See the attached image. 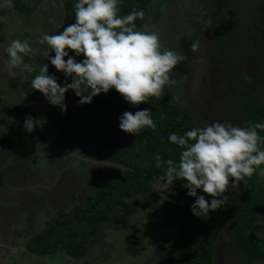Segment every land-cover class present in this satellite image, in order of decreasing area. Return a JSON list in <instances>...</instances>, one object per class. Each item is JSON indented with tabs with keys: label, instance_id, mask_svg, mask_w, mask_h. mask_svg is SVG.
Returning a JSON list of instances; mask_svg holds the SVG:
<instances>
[{
	"label": "rangeland",
	"instance_id": "374dc122",
	"mask_svg": "<svg viewBox=\"0 0 264 264\" xmlns=\"http://www.w3.org/2000/svg\"><path fill=\"white\" fill-rule=\"evenodd\" d=\"M62 1L18 0L20 10L0 9V264H157L155 250L164 243L163 232L174 237L178 224H165L167 193L159 191L161 184L154 179L150 191L127 201L135 209L123 222L98 225L85 241L83 256H68L63 245L46 255L26 248L33 234L61 212L83 205L97 183L125 169L108 160L96 139L80 146L67 134L55 135L53 105L31 87L44 63L63 85L62 73L45 55L55 53L40 43L43 34L60 32ZM146 10L137 29L158 32L162 48L187 60L188 72L172 70L175 83L164 87L172 100L188 106L197 127L213 121L246 126L236 92L250 91L264 104V0H148ZM182 38L189 44V56L179 45ZM13 39L30 43L23 63L35 71L9 69L5 48ZM22 82H30L28 90ZM65 95V102H72L70 92ZM27 117L35 125L30 133L23 126ZM256 174L264 185L259 168ZM224 195L229 201L216 210L212 264H239L240 249L232 232L239 194L230 187ZM251 231L264 240V213L251 223Z\"/></svg>",
	"mask_w": 264,
	"mask_h": 264
},
{
	"label": "trees",
	"instance_id": "16d2710c",
	"mask_svg": "<svg viewBox=\"0 0 264 264\" xmlns=\"http://www.w3.org/2000/svg\"><path fill=\"white\" fill-rule=\"evenodd\" d=\"M77 0H63V24L60 31L75 22L74 4ZM148 0H118L119 15L130 13L133 9L143 10V19L135 20L136 27L146 19ZM12 6L20 10L18 0H12ZM179 45L189 56V44L182 38ZM72 53H70L71 55ZM67 59V57H65ZM78 61L83 57H77ZM179 74L188 72L186 59H182L173 69ZM65 80V76L63 75ZM70 83V78L68 79ZM12 84V81H11ZM30 82L21 86L28 90ZM72 102L67 111L61 112L58 106H52L55 122L51 125L55 135L67 134L75 145H84L96 139L103 147L107 158L125 169L116 172L110 178L97 183L93 192L85 198L83 205H75L60 217L52 219L26 242L27 250L32 254H53L63 245L70 257L77 258L85 254V241L96 232L101 223L119 224L134 211L127 201L138 193L151 189V180L161 185L167 168L166 161L179 162L181 147L171 143V133L183 135L197 127L187 105H178L166 88L160 97H150L147 103L133 106L126 102L115 89L95 96L91 104H78L79 98L69 90ZM247 124L264 123V104L250 91L236 92ZM264 100V87L262 88ZM150 109L156 123V129L144 128L139 135L128 134L119 129V116L124 111ZM261 137L264 131L257 130ZM162 157V166L156 167V156ZM185 181L173 180L171 191L163 202L165 224L177 223L174 237L163 232L164 243L160 244L155 255L157 264H212V252L216 239V211L208 216L197 217L192 214L190 205L195 198L187 195V189L181 187ZM239 198L234 203L235 226L233 235L240 249L239 264H253L254 260H264V240L257 238L251 231V223L264 213V185L258 180L256 172L251 178L245 177L236 188ZM209 201L211 197L202 190Z\"/></svg>",
	"mask_w": 264,
	"mask_h": 264
},
{
	"label": "clouds",
	"instance_id": "9594fccd",
	"mask_svg": "<svg viewBox=\"0 0 264 264\" xmlns=\"http://www.w3.org/2000/svg\"><path fill=\"white\" fill-rule=\"evenodd\" d=\"M12 7V0H0V9ZM118 0H77L74 4L73 23L56 34H43L40 43H46L54 56L46 58L57 72L63 73V85L55 73H49L44 63L31 80V87L39 91L45 100L67 111L66 93L71 90L79 98L78 104H91L101 93L115 89L133 106L147 103L150 97H160L166 85L175 83L171 72L183 57L177 52L162 48L159 33L137 29L135 20L143 19V10L133 9L119 15ZM198 45H193L197 48ZM9 69L22 67L33 72L23 57L31 51L28 41L13 39L5 48ZM70 53H72L70 55ZM83 57L77 60V57ZM67 57V59H65ZM70 78L71 82H68ZM119 129L139 135L144 128L156 129L151 110L124 111L119 116ZM27 132L35 125L24 121ZM264 123L247 126L231 122L213 121L194 127L183 135L171 133L168 140L181 147L179 162L166 161L164 181L159 191L170 192L173 180L185 181L181 187L194 197L190 205L192 214L208 216L225 206L229 197L224 195L229 188L236 189L240 182L251 178L260 169L264 176ZM162 166V157L157 154L156 167ZM231 179V183H230ZM202 190L211 197L198 195ZM219 197H222L219 198ZM167 198V196H166Z\"/></svg>",
	"mask_w": 264,
	"mask_h": 264
},
{
	"label": "flooded vegetation",
	"instance_id": "af4514ba",
	"mask_svg": "<svg viewBox=\"0 0 264 264\" xmlns=\"http://www.w3.org/2000/svg\"><path fill=\"white\" fill-rule=\"evenodd\" d=\"M245 115V114H244ZM232 232H233V230H232Z\"/></svg>",
	"mask_w": 264,
	"mask_h": 264
}]
</instances>
